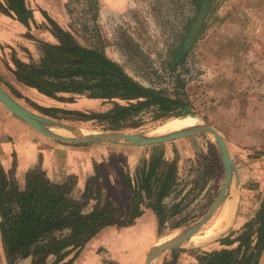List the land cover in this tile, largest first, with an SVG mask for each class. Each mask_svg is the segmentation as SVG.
I'll use <instances>...</instances> for the list:
<instances>
[{
  "label": "rangeland",
  "instance_id": "rangeland-1",
  "mask_svg": "<svg viewBox=\"0 0 264 264\" xmlns=\"http://www.w3.org/2000/svg\"><path fill=\"white\" fill-rule=\"evenodd\" d=\"M25 2L33 12L27 23L7 10L8 0H0V86L36 115L84 134L109 131L108 120L93 115H106L115 108L114 103L77 95H61L73 101H58L17 80L16 59L26 64L39 63L43 44L59 43L52 33L53 26L48 21L51 19L79 45L103 52L136 82L189 102L192 115L199 116L222 135L241 183L240 188H233L199 234L206 235L224 209L236 199L238 208L231 224L223 233L202 244H185L179 249L176 264H195L192 261L196 260V264H201L199 258L222 249L220 239L250 221L264 196V0ZM206 5L202 25L190 42L194 25ZM26 42L31 46H26ZM23 58L25 61L21 60ZM40 109H57L58 112L51 117ZM135 120H141L142 125L118 132L149 134L170 121L159 119L155 109L143 112ZM35 137L61 146L103 145H78L46 137L0 102V163L9 181H15L21 189L31 168V151L36 154L38 141H31ZM118 149L123 153H117L110 164L102 166L98 175L82 177L80 185L77 181L73 183L74 196L80 198L86 187L95 189L97 176L104 200H110L106 190L109 189L111 201L121 209L120 218H124L133 197L125 175L137 188V170L154 155H161L167 165L175 161L177 172L175 185L163 202L168 219L159 229L156 213L149 207L151 201L143 194V217L130 230L115 226L98 235L90 243L88 264H146L150 251L165 236L197 224L206 215L224 184L219 149L207 133L146 147L118 145ZM19 152L23 155L21 159ZM213 160L217 161V166H213ZM119 162L123 163L120 168L117 167ZM167 170L168 167L161 168V171ZM95 203L92 200L87 210ZM176 211L179 214L175 216ZM179 223L181 226L176 228ZM0 249L7 264L1 233ZM174 257L173 250L165 251L155 264H170ZM260 264H264V255Z\"/></svg>",
  "mask_w": 264,
  "mask_h": 264
},
{
  "label": "trees",
  "instance_id": "trees-1",
  "mask_svg": "<svg viewBox=\"0 0 264 264\" xmlns=\"http://www.w3.org/2000/svg\"><path fill=\"white\" fill-rule=\"evenodd\" d=\"M8 6L7 10L21 22L27 23L33 16L25 0H8ZM48 21L59 43L43 44L39 63L15 60L14 74L24 85L58 101H73L61 95H77L114 103L115 108L106 115H93L108 120L109 131L140 127L142 121L135 118L150 109L157 110V117L164 121L193 114L189 102L141 85L103 52L79 45L53 20ZM186 46L190 45L186 43ZM40 110L51 117L58 112L57 109ZM167 164L161 155H154L137 170V188L125 175L133 197L126 217L120 218L121 209L111 200H104L97 176L96 188L86 187L83 195L76 198L75 177L56 184L37 167L26 174L21 189L15 181H9L0 163V233L7 264H73L74 258L69 257L107 227L133 226L143 215V194L151 201L149 207L156 213L159 229H162L168 219L163 202L169 197L177 174L175 161ZM215 165L217 161L213 160ZM162 167L168 170L161 171ZM214 170L217 172L215 167ZM92 200L96 203L87 210ZM178 214L176 211L174 215ZM180 226L181 223L176 228ZM220 244L222 249L199 258L201 264H260L264 255V196L256 215L240 230L220 239ZM180 251L174 250L175 257L170 264H176Z\"/></svg>",
  "mask_w": 264,
  "mask_h": 264
},
{
  "label": "water",
  "instance_id": "water-1",
  "mask_svg": "<svg viewBox=\"0 0 264 264\" xmlns=\"http://www.w3.org/2000/svg\"><path fill=\"white\" fill-rule=\"evenodd\" d=\"M207 7L208 5L205 6L194 25V29L189 40L190 42L195 38L199 28L202 25L204 16L207 12ZM0 102L5 106V108L9 112H11L13 115L21 119L23 122L28 124L30 127L35 129L42 135L57 141L67 142L71 144L84 145L91 143H108L129 147H146L167 143L170 141L190 137L200 133H207L213 138L219 149L220 159L222 161L225 174L224 184L219 196L211 205L206 215L197 224L189 228L176 231L168 236H165L159 243H157L156 246H154L153 249L150 251L146 259V264H155V262L165 251H174L177 249H181L185 244H187L188 241L198 235L200 230L212 219L215 212L231 195L233 188L240 187V177L238 169L229 153L225 140L217 130H215L213 127L206 123H203L201 127L194 130L155 137L148 136V134H134L115 131L86 133L82 134L79 138H77L75 135L73 137H65L50 132V128H61L65 131H68V133L72 134H74L73 131L76 130L53 119H49L32 113L31 111L27 110L22 105H20L18 102H16L11 96H9L1 86Z\"/></svg>",
  "mask_w": 264,
  "mask_h": 264
},
{
  "label": "crops",
  "instance_id": "crops-1",
  "mask_svg": "<svg viewBox=\"0 0 264 264\" xmlns=\"http://www.w3.org/2000/svg\"><path fill=\"white\" fill-rule=\"evenodd\" d=\"M36 18L37 17L34 16V19ZM25 45L28 47L31 46L29 42H26ZM21 60L25 61V58ZM35 139L36 141H38L37 142L38 144L35 145L36 154L34 155L33 150L31 151L32 153L30 156L31 158L30 170H33L37 167L41 168L42 170L46 172L48 178L53 183H56V184L66 183L71 177H75L77 179V182L80 185L83 179L82 177L89 178L94 173L99 174V169L102 166H106L107 164H110L111 159H113V157H115L117 153L118 154L123 153L122 150L118 149V145H115V144L103 143V145L101 146L76 147V146H71V145L61 146L58 144H53L43 139H40L39 137L32 138L31 139L32 143L33 141H35ZM31 148L33 149V147ZM18 156H19V159H21L23 155L19 152ZM122 165L123 163L119 162L117 167L120 168ZM115 175L116 177H118L119 174L115 173ZM121 181L123 182L122 179ZM122 186H125V185H122ZM106 190H107V195L111 200L112 198L110 197V190L109 189H106ZM128 191L130 192V190ZM130 193H129V196H130ZM226 208L224 209L223 214L225 213ZM237 208H238V204L236 202L235 213L237 212ZM143 215L140 218H142ZM134 225L129 226V227H123V228H125L126 230L127 229L130 230L134 227ZM114 227L115 226L107 227L100 234H102L105 231L113 230ZM96 237H98V235ZM96 237L92 239L91 241H94ZM91 241L83 249H81L78 252L73 253L72 258L69 257L70 259L74 258L73 264H88L87 258L89 255L87 254V252H90L91 250L90 249ZM1 251L2 250L0 249V255H1L0 264H5V259L2 256ZM76 254L77 256L75 257ZM190 260H192V258H190ZM196 261H192V262H195L196 264Z\"/></svg>",
  "mask_w": 264,
  "mask_h": 264
},
{
  "label": "bare ground",
  "instance_id": "bare-ground-1",
  "mask_svg": "<svg viewBox=\"0 0 264 264\" xmlns=\"http://www.w3.org/2000/svg\"><path fill=\"white\" fill-rule=\"evenodd\" d=\"M203 123V120L199 116L187 115L165 122L164 124L156 128L154 131L149 133L148 136L155 137L190 131L201 127ZM50 132L65 137H73L75 135L77 138L81 137V135L84 134L80 130L73 131L74 134H72L68 133V131H65L61 128L54 127L50 128ZM235 209L236 199H234L231 204L228 205L223 216L219 220H217V222L208 230L206 235L198 234L187 243L202 244L206 240L214 238L215 236H218L223 233L225 229L231 224Z\"/></svg>",
  "mask_w": 264,
  "mask_h": 264
}]
</instances>
